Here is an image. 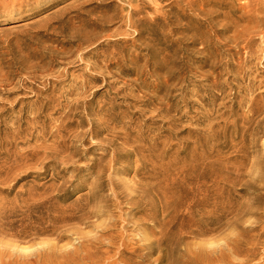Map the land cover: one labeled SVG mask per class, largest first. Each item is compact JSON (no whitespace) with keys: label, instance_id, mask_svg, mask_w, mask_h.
<instances>
[{"label":"bare ground","instance_id":"6f19581e","mask_svg":"<svg viewBox=\"0 0 264 264\" xmlns=\"http://www.w3.org/2000/svg\"><path fill=\"white\" fill-rule=\"evenodd\" d=\"M39 1L0 0V11L20 14ZM180 3L162 11L160 0H75L53 24L40 27L52 46L28 54H23V48L19 58L0 60V100L28 90L40 95L31 114L22 108L14 111L18 97L8 107L9 115L0 117V184L9 188L35 166L52 164L64 173L72 168L68 183L78 180L86 169L98 167L95 179L100 181L107 174L116 212L108 214L97 207L84 213L85 207H79L65 214L55 208L61 197L40 201L38 195V202L26 211L0 215V238H10L9 243L0 241V264H264V152L261 156L247 152L248 145L255 147L259 141L264 146V92L255 93L251 77L252 65L264 64V0H243L227 13L208 9L212 1ZM97 11L98 16H90ZM170 24L176 28L165 34ZM157 34H163L158 44ZM177 34L169 45L172 51L154 49ZM138 45L146 51L140 55L142 64L137 55L128 54ZM33 59L37 63L29 64ZM68 65L79 67L68 84L60 88L53 82L44 84L45 78L65 74L63 67ZM132 73L135 79L126 80ZM149 78L163 84L162 98L137 96L141 89L153 88L146 83ZM39 80L43 87L35 85ZM232 82L237 91L229 87ZM105 86L115 95L100 105L92 95ZM226 86L227 97L231 96L227 104L222 103ZM117 95L138 97L135 104L144 107L139 114L161 118L159 129L169 135L143 131L144 126L129 118V113H116L118 106L111 101ZM93 104H99L95 111ZM191 109H196L204 127L191 130L192 142L180 147L173 131L182 126ZM55 115L56 124L44 126ZM215 116L226 117L222 130H227L230 153L227 187H239L245 193L241 208L245 225L227 244L207 241L196 252L183 254L184 240L207 236L226 208L232 213L238 206L229 198L226 206L220 192L216 193L217 177L209 164H199L195 157L190 162L180 158L189 146L197 151L226 138L225 131L216 130ZM97 150L102 152L88 158ZM115 165L117 171H111ZM133 165L131 181L117 191L120 182L114 177ZM98 188L95 183L86 205L97 203ZM124 204L129 212L122 210ZM215 207L222 210L217 218L213 217ZM40 210L46 211V217L35 216ZM135 214L139 217L134 218ZM45 218L50 229H36ZM69 222L90 231L76 233L72 244L60 248L64 251L61 261L52 260L47 243L22 245L32 231L34 237L55 235Z\"/></svg>","mask_w":264,"mask_h":264},{"label":"rangeland","instance_id":"374dc122","mask_svg":"<svg viewBox=\"0 0 264 264\" xmlns=\"http://www.w3.org/2000/svg\"><path fill=\"white\" fill-rule=\"evenodd\" d=\"M75 0H40L38 3L32 4L29 8L30 10H23L20 14H10L8 12L0 11V60L2 58L9 59L12 57L19 58L23 54L33 53L35 51L42 50L43 46H52L53 43L46 41L47 38L43 37L44 32H40L41 26H46L53 24L55 22V18L60 15L64 9H66L70 4H72ZM181 0H160L161 9L165 11L169 8V4L178 2ZM212 1L211 7L208 9L216 10L218 13H227L232 9H236L238 6L242 5L243 0H207ZM185 4V2H184ZM227 4L229 8H227ZM183 5V4H182ZM110 14V13H109ZM239 14V13H237ZM73 14H69L68 17H71ZM99 12H93L90 16L95 17L98 16ZM221 19V18H220ZM186 21H182L184 24ZM174 27V25L170 24V27H166L164 29L165 34H168L169 30ZM50 29L48 33H50ZM163 34H157L155 36V43L158 44L161 42V36ZM180 35H171L168 37L167 43L161 44L159 47H154V49L165 48L168 47L169 51H172V48L169 47L172 40H175ZM24 48V53L20 52V49ZM142 47H132L128 52L129 55H137L139 57L138 63L142 64L143 58L140 56L145 54L146 51H140ZM198 46H196V49ZM37 59H33L28 61L29 64H36ZM5 65V64H4ZM3 65V66H4ZM65 74H62L58 77H48L44 79V84L46 83H54L57 84V87L60 88L65 84H68V79H71V75L75 76L78 74L79 67L76 65H68L64 66ZM16 74L15 71L12 72ZM161 75L164 74V71L160 72ZM18 75V74H17ZM16 75V76H17ZM17 77L21 78L20 75ZM251 77L255 78V88L256 94L264 92V64H253L251 69ZM23 78V82L25 83L27 80ZM126 80L135 79V75L132 73L129 76L125 77ZM36 86L43 87V80H39L34 82ZM149 86L153 88H143L140 92L136 93L139 95H146V97L150 98H162L165 93V89L160 80L154 81V78H149L146 81ZM232 82L229 87L233 89V91H237L236 87ZM113 91H109L108 86L102 87L95 91L93 96V101L100 102L102 105L103 102L107 101L109 98L114 97ZM229 93V88L226 86L225 93L222 94V103L229 102L230 97H227ZM175 94V93H174ZM39 93L35 90H28L26 92L18 93L9 97L8 99L0 100V117L6 118L9 115L8 107L12 105V100L14 98L20 97L18 100V104L14 109L15 112L18 111L19 108H22L24 111H27L28 114H31V109L36 106V101L39 97ZM44 97V95L42 96ZM138 97H129L126 99L124 95H117L114 104L118 106L116 109V113L120 111H124L125 113H129V118H133V120L139 124L144 126L143 131L150 130L153 134H159L161 137L169 135V132H164L163 129H159L162 126L161 118L151 117L150 114H139L140 110L143 109L140 104H135V102L139 101ZM177 100V99H176ZM174 101V103L176 102ZM109 101V100H108ZM99 104H93L92 110L95 111L99 108ZM228 105H230L228 103ZM218 106H216L217 108ZM196 109H191L188 117L182 120V126L175 128L173 134H176V140H178L180 147H184L185 143L192 142V139H188L189 134H191V130L193 129H202L204 127L203 124L198 122L199 114L195 111ZM223 111V110H222ZM33 113V111H32ZM26 118V117H24ZM58 115L52 117L53 122L47 121L44 123V126L47 128H52L56 123ZM78 118V116H77ZM226 117L219 118L215 116L213 119V123H219V127H217V131L222 132L225 131L226 138L218 139L217 142H211L212 145H208L205 147H199L197 151H193L191 146L183 150L180 158L186 159L190 162L191 157H195L197 163L199 164H209L212 173H214L217 177L216 193H219L223 196L222 201L226 203L227 206V198L231 200L232 203L236 201L237 209L232 213H227V208L223 212L224 215L220 219L217 220L216 225L213 226L214 231L210 232L207 236L198 237L194 239H186L183 241L181 245V253L188 254L189 251H197L201 249L202 245H204L207 241H215L226 243L227 241L233 237V235L237 234L240 229L239 226L244 223V217L242 214V205L245 201V193L241 192L239 187L228 186L227 187V158L230 156V153L227 149V130H222L224 126V121ZM205 124V123H204ZM135 126V124H133ZM165 127V126H164ZM163 127V128H164ZM38 130V129H37ZM105 136V135H103ZM100 137L98 140H101ZM206 141V135L201 138V143L204 144ZM119 142V141H118ZM119 146V145H118ZM264 146L261 141H259L258 145L255 147H250L248 145L247 152L250 156L258 155L261 156L264 152ZM176 149V147H175ZM174 150V149H173ZM172 151L168 153L172 154ZM102 151H95V155H88V158L91 156L96 158V154H100ZM85 162H88L86 160ZM85 164V163H84ZM122 165L127 166V163L124 162ZM118 166L115 165L111 171H117ZM128 168V167H127ZM66 172L61 170V168L56 167L55 165H48L43 168H39L35 166L33 169L26 171L22 177L17 179L9 188L6 185L0 184V215L4 212L10 213L11 211H26L29 206L38 202V195H41V200L46 198H52L54 196L61 197V201L58 203L56 211H67L65 214H69L70 212L78 209L79 207H85L84 213H87L89 208L91 210L96 211L97 207H100L104 211H107L108 214L116 215L114 210V201H112L111 193L108 190V178L107 174L103 175L101 180H96L95 175L98 171V167L89 168V170H85L81 173V176L78 180H73L71 183L66 182L71 176L72 168H66ZM65 175H64V174ZM134 174V165L130 167V169H126L125 173H120L114 179L120 182V187L117 191L121 190L122 187L126 185V182H130ZM66 182V183H65ZM95 183L99 186L98 188V196L96 199V204H88L86 205L87 195L94 190ZM62 184V190L58 191L59 185ZM124 184V185H122ZM29 194H34V196L29 197ZM219 202V201H217ZM86 205V206H85ZM129 206L126 204L123 205L122 210L129 212ZM210 210V209H209ZM214 211V216L217 218L222 210H219L217 207L212 209ZM45 210H40L35 214V216H39L41 214H45ZM54 214V211L50 212ZM134 218H138L139 215H133ZM236 224V225H235ZM248 224V223H246ZM245 225V223H244ZM236 226V227H235ZM38 230L46 231L50 229L48 224L46 223V218L43 223L35 226ZM90 231V228H82L76 222L67 223L66 227H61L58 229L55 235L43 234L38 237L32 236L33 231L29 233V235L24 240V246H32L39 243H47L51 250L47 251L51 253L52 260L61 261L63 260V252H60V248L67 244H72V241L76 238V233H87ZM57 235H60L61 238L58 240ZM3 244L9 243L10 238L1 239ZM217 264V263H215Z\"/></svg>","mask_w":264,"mask_h":264}]
</instances>
